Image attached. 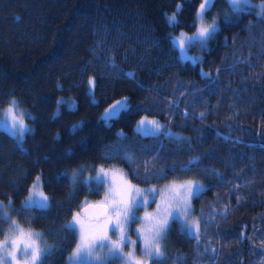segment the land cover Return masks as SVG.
Wrapping results in <instances>:
<instances>
[{"label":"trees","instance_id":"16d2710c","mask_svg":"<svg viewBox=\"0 0 264 264\" xmlns=\"http://www.w3.org/2000/svg\"><path fill=\"white\" fill-rule=\"evenodd\" d=\"M199 2L0 0V107L16 97L32 112L21 141L0 128V198L12 199L22 226L41 231L50 246L43 264L65 262L77 231L64 226L100 193L81 174L73 182L69 170L95 165L119 166L137 185L203 182L190 199L200 242L172 223L164 259L149 264H264V16L252 7L234 14L227 0H214L205 14L217 17L218 31L193 63L172 35L194 27ZM177 4L179 23L170 25L166 14ZM125 97L128 109L105 122L106 107ZM143 114L162 120V131L139 132ZM194 157L199 166L190 169ZM37 172L45 211L20 204Z\"/></svg>","mask_w":264,"mask_h":264},{"label":"snow or ice","instance_id":"6c2138e0","mask_svg":"<svg viewBox=\"0 0 264 264\" xmlns=\"http://www.w3.org/2000/svg\"><path fill=\"white\" fill-rule=\"evenodd\" d=\"M227 3L234 14L248 11L252 6L250 0H227ZM214 0H201L199 8L196 12V20L199 22L197 31L193 37H186L184 33L174 42L181 53L184 60H192L193 63L198 62V58L189 57L185 54L186 48L193 43H200L202 46L206 44L218 31V23L216 18H213L211 23H204L205 13L213 6ZM181 5L177 4L176 12H173L167 17L170 25L178 24L177 14L181 10ZM261 9L260 15L264 16V0H261L259 5ZM131 79H135L133 73H125ZM205 78H210L209 74L202 73ZM88 84L94 87V80L89 79ZM59 103V102H58ZM129 107L127 98L116 101L105 110L103 120L105 122L117 118L119 114L127 110ZM26 113L20 112L17 108V101L13 99L9 106L3 110L0 116V127L9 132L14 138L22 140L24 134L31 131L24 122ZM203 117V113L200 114ZM76 126H74L75 128ZM137 130L143 135H154L162 131V126L155 120H148L146 117L137 122ZM130 162L133 160L131 155L126 156ZM188 166L198 167V158H193L188 162ZM146 171L148 169L146 168ZM213 175H216L215 170H210ZM110 170L103 166L96 169L95 177H86L85 182L95 181L99 185L108 184L109 187L105 191L104 200L98 202L99 211L87 223L81 220L80 213H75L72 219L64 226L67 230L75 231L79 228L80 242L77 244L76 250L73 252L70 259L83 261L85 258L101 260L103 257L97 253V247L107 248V255L117 256L122 254L124 247L131 246L135 248L137 241L127 238V225L129 222L136 220L135 211L141 207L147 208L148 205L156 202V195H161L167 200V206L162 208L157 204V212L155 215L146 212L141 223L147 225L144 228L138 229V239L143 241L141 248V257L137 258L134 250L123 255L125 264H149V261H160L164 259V251L162 250L161 241L166 237L167 231L172 223H179L181 231L189 237H193L200 242L201 229L199 219H189L190 207L189 201L193 197H198L204 190V185L198 181H188L180 185H171L167 187L168 197H165L164 190H158L156 187L142 189L131 184L126 179L119 185L114 180H109ZM79 179L78 173L73 172V182ZM40 189V177L37 176L33 186L29 189V194L26 197L24 204L29 209H37L45 211L50 207L49 198ZM11 200L8 205H11ZM182 206V207H181ZM6 205L0 202V222L8 223V231L4 232L0 228V233L4 239L0 240V264H43L44 258L50 254V246L42 247L37 243L40 239V234L31 230L25 231L20 227L18 222L13 219ZM228 208L225 207L224 212ZM109 232L117 234V239L111 240ZM213 251H215L213 249Z\"/></svg>","mask_w":264,"mask_h":264},{"label":"rangeland","instance_id":"374dc122","mask_svg":"<svg viewBox=\"0 0 264 264\" xmlns=\"http://www.w3.org/2000/svg\"><path fill=\"white\" fill-rule=\"evenodd\" d=\"M200 3H201V0H200L199 4L197 6V9L199 8ZM250 4H251L252 8H254L256 10H260L259 5L261 4V0H250ZM197 9L195 11V24L198 26L199 22L196 20V12H197ZM172 13L173 12H171L170 14L167 13L166 14V17H168ZM213 18H216V20H217V17L216 16L208 17L205 14L204 15V23L205 24L211 23V21H212ZM196 31H197V27L196 26H194L191 30H188V31L187 30H178L177 32H175L172 35V41L174 43L177 40V38L180 37V34L181 33H184L186 37H193L194 34L196 33ZM205 46H206V44L202 46L198 42L197 43H193V44L189 45L186 48L185 54L187 56H189V57L199 58L202 55V48H204ZM177 49H178V47H177ZM178 52H179V55L181 56V53H180V50L179 49H178ZM90 78L93 79V77L90 76L88 78V81H89ZM88 90H89L90 94L93 96V87H90L89 84H88ZM69 98H70L69 101L67 100L68 101V105L69 106H73L75 104V100H74L73 97H69ZM13 99H15L17 101V108H18V110L20 112L26 113V115L24 116V122L27 125V127L30 129L31 128V124H30L29 119L32 117V112L26 106L21 105L19 103V101L17 100L16 97L9 98V100L7 101V103H5L2 107H0V116H2L3 110L6 109L9 106L10 102ZM61 100H63V96H61L59 98V101H61ZM110 106H111V104H109L106 107V109H108ZM58 109H59V106L56 107L55 111H58ZM105 110L103 111L102 115H104ZM144 117H146L148 120H155V121L159 122V124L162 126V129H163V122H162V120H160V119H158V118H156L154 116H150V115H146V114L140 115L137 118L136 123H135L136 129H137V122L140 121ZM0 128H2V127H0ZM166 134L169 135V136H178L179 135L178 133L171 132L169 130L166 131ZM19 141H21V140H19ZM102 166L103 165H95L91 171L84 169V167L83 168L82 167L72 168V169L69 170V173L73 176V172L76 171L78 173V175L79 174L82 175L81 178L85 181V178L86 177H95L96 176V169H99ZM103 167L105 169L110 170L109 180L110 181L114 180L117 185L121 184L126 179L131 184L136 185L138 188L148 189V188L156 187L158 190H164L165 197H168V195H169L168 192H167V187L168 186H171L173 184H175V185L178 186V185L183 184V183L188 182V181H198L200 184L204 185L201 180H199V179H191V178L171 179V180H168V181L163 182V183H151V184H147V185H137V184L131 182L128 179L125 171L121 167H119V166H103ZM37 176L40 177V189L39 190H42L43 193L46 196H48L47 193L44 191V189L42 187V177H41V173L40 172H37L34 175L33 179L31 180L26 194L20 199V204L21 205L26 206L24 204V201H25L26 197L28 196L29 189L33 186V183L36 180V177ZM87 185L89 187H91V188L99 187L100 188V193H99V195L97 197H94V198L86 197L84 199V202L85 201H100V202H102L104 200L105 191L107 190V188L109 187V185L108 184L99 185L95 181L87 182ZM9 200H11V202H12L11 205H8V201ZM0 202H2L4 205L8 206L7 207V211L9 213V215L13 219L16 220L15 216L13 214H11V208L13 207V204H14L13 201H12V199L11 198H7V199L0 198ZM157 204H160L162 208H164V207L167 206V200L164 199V198H162L161 195L159 194V192L156 195V202L148 205L147 208L141 207L138 210H136L135 211L136 220L134 222H129V224L127 225V229H128L127 230V238L130 239V240L137 241V244H136V246H135L134 249L131 246H127V247H124L123 248L121 255L110 256V255H107V251H108L107 248L101 249V248L97 247L95 249V251L97 253L101 254V256L103 257L99 261L94 260V259H88V258H85L83 261H76V260L70 259V257L72 256L73 252L76 250L77 244L80 242V232H79V228H77L76 229V231H77V241H76L75 245L72 247V249L69 251V253L67 254L66 260H65V262L63 264H106L108 262V260L109 259H112V258H116L118 260L117 261V264H125V261L122 258L123 255H126L128 252L133 251V250H134L135 255H136L137 258H142L141 257V248L143 247V241L141 239H138V236H139L138 229L144 228L146 230V228L148 226L142 224L141 223V220L145 217L146 212L149 213V214L155 215L156 212H157ZM189 207H190V213H191L190 216H189V219L190 220L191 219H197L196 215L192 213L191 206H190V201H189ZM76 213H78V212H76ZM80 218H81V220L86 225H87L88 221L90 220V219H87V218L83 217L82 215H80ZM71 219H72V217L69 219V221ZM18 224L25 231L31 230L33 232L39 233L40 234V239L37 241V243L41 244L42 247L48 246L47 244H45V243L42 242V240H41V235L42 234H41V231L40 230H35V229H32V228L24 227L19 222H18ZM117 236H118V233L117 234H112L111 232H109V237H110L111 240L117 239ZM3 239H4V237L0 238V240H3Z\"/></svg>","mask_w":264,"mask_h":264},{"label":"water","instance_id":"95a60500","mask_svg":"<svg viewBox=\"0 0 264 264\" xmlns=\"http://www.w3.org/2000/svg\"><path fill=\"white\" fill-rule=\"evenodd\" d=\"M119 100H122V99H119ZM115 103L116 101L113 102L111 105ZM98 202L100 201H85L79 206V208L77 209V212L80 213V215H82L83 217L87 219H91L99 211Z\"/></svg>","mask_w":264,"mask_h":264}]
</instances>
